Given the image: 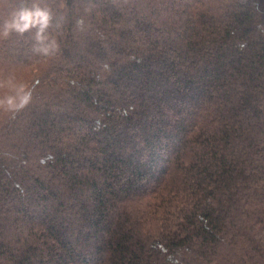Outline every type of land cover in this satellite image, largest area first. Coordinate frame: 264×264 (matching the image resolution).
<instances>
[{
	"label": "trees",
	"instance_id": "16d2710c",
	"mask_svg": "<svg viewBox=\"0 0 264 264\" xmlns=\"http://www.w3.org/2000/svg\"><path fill=\"white\" fill-rule=\"evenodd\" d=\"M0 264H264V0H0Z\"/></svg>",
	"mask_w": 264,
	"mask_h": 264
},
{
	"label": "clouds",
	"instance_id": "9594fccd",
	"mask_svg": "<svg viewBox=\"0 0 264 264\" xmlns=\"http://www.w3.org/2000/svg\"><path fill=\"white\" fill-rule=\"evenodd\" d=\"M29 23L35 24L37 21L33 18L31 13L22 11L15 21V27L20 28L22 26L27 29L29 27Z\"/></svg>",
	"mask_w": 264,
	"mask_h": 264
},
{
	"label": "rangeland",
	"instance_id": "374dc122",
	"mask_svg": "<svg viewBox=\"0 0 264 264\" xmlns=\"http://www.w3.org/2000/svg\"><path fill=\"white\" fill-rule=\"evenodd\" d=\"M33 209H34V208H33ZM69 217H70V216H69ZM69 220H70V221H73V222H75V223H76V221H75V219H74V218H70ZM86 249H87V248H85V249H84V250H85V251H84V253H86V252H87V251H86ZM88 250H89V249H88Z\"/></svg>",
	"mask_w": 264,
	"mask_h": 264
}]
</instances>
